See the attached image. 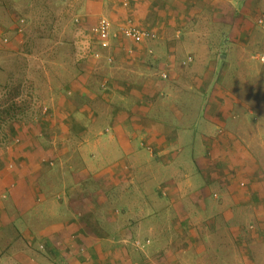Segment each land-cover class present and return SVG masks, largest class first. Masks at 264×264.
<instances>
[{
	"label": "crops",
	"instance_id": "crops-1",
	"mask_svg": "<svg viewBox=\"0 0 264 264\" xmlns=\"http://www.w3.org/2000/svg\"><path fill=\"white\" fill-rule=\"evenodd\" d=\"M239 1L130 0L124 8L122 0H83L80 23L58 35L51 20L33 24L35 0H0V89L12 92L16 109L0 144V264H264V95L256 112L226 86L249 76V23L264 0H242L254 6L246 12L234 7ZM102 17L112 33L130 20L156 38L112 36L102 48L95 33ZM197 60L206 72L187 73ZM35 66L40 81L29 77ZM179 83L206 95V108L191 112L192 93L184 112L177 91L187 86ZM166 98L175 118L180 109L181 121H203L182 129L161 121ZM184 146L199 148L186 172ZM145 147L156 170L173 176L154 192L142 189L139 207L117 209L126 189L115 193L116 183L151 178ZM156 215H169L176 238L153 240L146 222Z\"/></svg>",
	"mask_w": 264,
	"mask_h": 264
},
{
	"label": "rangeland",
	"instance_id": "rangeland-1",
	"mask_svg": "<svg viewBox=\"0 0 264 264\" xmlns=\"http://www.w3.org/2000/svg\"><path fill=\"white\" fill-rule=\"evenodd\" d=\"M83 2V0H35V4L32 7V9H29V16L31 18V20L33 21V24L35 23L37 26L39 24L40 25H47V22H49L51 24V22L54 23V27L53 30L56 31V33L58 35H60L62 32H64L66 30V32H69L70 30H72V26L75 25V21L76 19L80 20V6L81 3ZM253 3H257L258 0H252ZM253 5V4H252ZM247 6L244 4V2L242 0L239 1V3L237 5V10H241L242 12H246V11H252L254 10V6ZM263 13L264 15V4H262L261 6H259V8L257 9V7L255 6V23H249L251 27V29H253L255 31V46L254 47H249L250 52H251V56L253 58V56H255V59L250 60L251 63L249 65L248 68V64L246 65L245 70L243 71V77L245 78L246 75L248 74L249 76L247 78H245L244 83L243 80L241 78H229V84H226V86L230 89H234L240 96H242L241 98L243 100H245V103L250 106L253 110H255L257 112V109L261 108V105H259L260 102L257 101V99L259 100V97L264 95V88H263V84H264V61L261 60V57L264 56V21L263 24H260V20H262V17H259L260 13ZM262 15V16H263ZM258 18V20H257ZM34 19V20H33ZM51 20V22H50ZM238 21H240V19H237ZM81 21V20H80ZM234 24V25H233ZM231 29L232 30H236V25L237 23H233ZM37 26V27H39ZM76 26V25H75ZM223 29V27H222ZM34 31V30H31ZM59 37V36H58ZM58 37L56 39H58ZM230 48L233 49V55L234 52L236 51V48L234 49V46L232 47L230 45ZM57 53V52H56ZM56 53L54 54L56 56ZM19 61V62H18ZM13 62V66L15 64H20V66L24 65V61L23 60H18L15 58H10L9 59V63L12 65ZM39 64H42L41 62L44 63V61H38ZM228 63L229 65L232 67L231 68V73H232V77H239V71L237 70V65L236 62L234 60V56L229 57L228 59ZM35 69H32L29 77L33 78L35 77V79H37L38 81L41 80L43 71L40 68L38 70V67L35 66ZM201 65L200 62L197 60L191 68L186 69V72L189 74H192L193 72H206V70H202L201 69ZM54 69V68H53ZM41 70V71H40ZM21 71V69H17L16 72L17 74H19V72ZM11 72V70H3V81H1L2 83L5 84V86L8 85L9 83V73ZM2 78V77H1ZM0 78V80H1ZM241 82V83H239ZM180 87H186L185 91L178 89L177 94L179 95V102H182L183 106H182V110L184 112H188L191 108V103H190V96L195 95V98L193 100V108L191 110V112L195 111V112H199L206 108L207 102L205 101V96L206 95H200L198 93L195 92V89H192V85H190L189 83H179ZM224 86V84H223ZM250 87V88H249ZM252 88V93H248V91H246L247 89H251ZM246 93H245V92ZM235 93V92H234ZM11 95L12 92H9L7 90H2L0 89V105H4L7 98L11 99ZM26 96L25 91L22 92V95H20V101L21 103H23L24 97ZM193 99V98H192ZM164 104L168 107L165 110H163V117L161 119V121H164L165 123H171L172 125L175 123H178V129H182V124L185 126H193L196 127L197 125H195L194 123H197V121L195 120H200L203 121L202 118H198V117H190V116H186L184 118V120L182 119L181 121V110L178 109L177 113L180 112L179 116H177L175 118V114H173L171 106L169 104L168 98H166L164 100ZM261 104V103H260ZM23 105V104H21ZM5 106V105H4ZM196 108L198 109L196 111ZM20 109V108H19ZM239 110L241 111H246L248 110L247 108H239ZM11 122V121H10ZM7 125H5L3 127V129H7L6 128ZM264 127V126H263ZM166 129V128H164ZM197 132H199V136H201L200 133H202V128L199 127V129H196ZM178 133H181L180 131ZM198 136V137H199ZM197 137V135L195 136ZM197 137V139H198ZM196 139V142L198 141ZM258 148V147H257ZM198 149L196 147V149L194 150L192 148V146H184L181 149V155H183L186 158V163H185V171L187 170V166H188V159L191 163L192 161V157L194 155V151L198 152ZM253 153L255 154V149H253ZM141 151H143L144 155H145V160H150L151 164L154 166L155 169H151V167L146 164V166H144L145 170H148V174L146 175H151V178L146 177L144 175L141 178V180H136L132 183H114L115 186L114 191L116 192H121L122 190L126 189V193L121 194L118 198H116V204L114 205L117 209H131L133 207V205H137L136 207H139L140 198H136V195H140V192L142 191V189H149L151 192H154V190H157L158 188H160L161 186H165L164 180H169V178H171L173 175L171 174H167L168 171L165 168H161L158 167V169L156 170V162L155 159H152L151 153L150 151L147 149V147L143 148ZM255 158V157H254ZM179 163V160L176 161V164ZM193 169H196V167L193 165ZM172 171V170H171ZM170 172V171H169ZM156 193V192H155ZM157 194V193H156ZM113 193H111L109 195V197H111V199L113 200ZM158 195V194H157ZM144 202V201H143ZM166 202V200H165ZM169 201H167L166 203H168ZM159 203L164 204V200H160ZM135 210V207H134ZM165 212H168V214L170 216H172V218H175L176 215H174V213L172 212V208H169L168 210H166ZM169 215H164L163 217V221L162 220H156L158 218V215H156L154 218H149V223H147V225H151L154 226V235H156L155 238H153L154 241H169L172 238H176L175 234V230L172 226V224L169 222L168 220V216ZM160 217V215H159ZM165 220V222H164ZM166 225V228H164V226ZM146 231V230H145ZM145 238H147V235H144ZM171 237V238H169ZM169 238V239H168ZM41 240L37 239L36 243H33L32 245V250L34 252L37 251V249L39 248V242ZM157 244V242H156ZM156 247V246H155Z\"/></svg>",
	"mask_w": 264,
	"mask_h": 264
},
{
	"label": "built area",
	"instance_id": "built-area-1",
	"mask_svg": "<svg viewBox=\"0 0 264 264\" xmlns=\"http://www.w3.org/2000/svg\"><path fill=\"white\" fill-rule=\"evenodd\" d=\"M104 1H110V0H104ZM130 5V0H122V6L124 8H128ZM77 23H80V20H76ZM26 24L24 20L20 21V29L19 33L23 31V27ZM96 36L98 38L99 44L102 48H108L110 45V39L111 37L116 38H125L129 39L137 44L144 43L148 39L156 38L153 33L141 29L138 26H136L132 21L128 20L126 22L120 23L118 25L116 33H112V24L109 19L102 17L99 19L97 27L95 29ZM3 42L6 44L9 41L7 39L3 40ZM100 57L99 54L95 55V58L98 59ZM164 78H166V75H163Z\"/></svg>",
	"mask_w": 264,
	"mask_h": 264
},
{
	"label": "trees",
	"instance_id": "trees-1",
	"mask_svg": "<svg viewBox=\"0 0 264 264\" xmlns=\"http://www.w3.org/2000/svg\"><path fill=\"white\" fill-rule=\"evenodd\" d=\"M21 20H24V18H19V20H18L19 23H20ZM4 105H0V144H3L4 143L3 140H6V137H7V135L4 134L3 127L5 125L9 124V122L14 118V115H15V112H16L14 104L11 103L10 99L7 98V100H6Z\"/></svg>",
	"mask_w": 264,
	"mask_h": 264
},
{
	"label": "clouds",
	"instance_id": "clouds-1",
	"mask_svg": "<svg viewBox=\"0 0 264 264\" xmlns=\"http://www.w3.org/2000/svg\"><path fill=\"white\" fill-rule=\"evenodd\" d=\"M255 59V58H254ZM261 60L264 61V56L261 57Z\"/></svg>",
	"mask_w": 264,
	"mask_h": 264
}]
</instances>
